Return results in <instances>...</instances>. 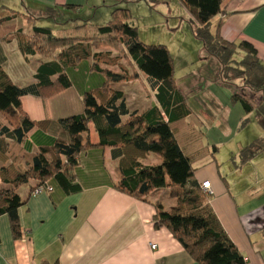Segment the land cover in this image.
<instances>
[{"label": "trees", "instance_id": "16d2710c", "mask_svg": "<svg viewBox=\"0 0 264 264\" xmlns=\"http://www.w3.org/2000/svg\"><path fill=\"white\" fill-rule=\"evenodd\" d=\"M180 2L195 19L193 31L206 53L220 63L222 81L235 83L234 79L241 78L244 86L263 92L264 64L254 44L248 40L225 39L221 22L216 31H212V19L222 12L224 0ZM64 7L76 10L80 5ZM55 8L59 7L48 9L46 15H56ZM128 13L127 9L117 7L106 23L94 24L90 19L77 16L67 26L56 28L38 24L36 18L31 17L28 27H13L12 32L0 33L2 40L19 37V50L27 60L32 56L42 57L35 60L34 80L24 84L15 82L0 61V160L3 162L0 165V217H9L13 236L20 238L19 209L27 202V198L17 192L21 185L34 180L30 194L40 187H44L45 192L52 191L51 182L66 194L81 191L76 168L81 153L95 145L89 134L93 126L98 135L97 144L111 147L118 160L119 179L115 187L153 203L156 227H167L200 264H248L215 213L212 194L205 191L196 178L195 163L206 157L197 146L202 137L197 125L186 122L185 130L180 132L174 126L187 120L192 112L175 82L170 50L164 44L143 42L138 27L128 20ZM12 18L0 17V26ZM121 57H128L134 65L133 74L125 68L115 71L101 66V63L109 66L117 63ZM88 58L93 60V70L104 72L106 79L100 86L83 91L82 112L58 119L66 134L51 135L48 129L52 120L33 119L23 108V98L33 95L46 100L71 88L75 81L70 70L75 73L78 62ZM140 73L145 75L147 89L156 99L146 109L130 108L124 92L112 86L113 82L140 77ZM231 98L240 102L247 114L255 111L264 126V102L255 106L237 92ZM248 120V116L244 117L242 126L247 125ZM218 148L214 145L212 153H208L213 157ZM263 149L264 138H257L239 154L246 162ZM151 153L159 155L161 162L145 164L141 161ZM162 190L176 200L174 205L167 207L161 197L155 199Z\"/></svg>", "mask_w": 264, "mask_h": 264}, {"label": "crops", "instance_id": "0c3cea01", "mask_svg": "<svg viewBox=\"0 0 264 264\" xmlns=\"http://www.w3.org/2000/svg\"><path fill=\"white\" fill-rule=\"evenodd\" d=\"M14 1L0 0V17L13 16L12 19L3 21L0 33L12 32L13 27L26 28L30 23L29 18H36L37 22L38 17L47 16L46 11L57 6L59 8H55V14L60 13L61 19L71 21L73 17L78 16V19H81L80 15H83V19L91 20L97 15L100 2ZM67 4L80 7L76 10L67 9L64 7ZM23 8L26 11H23ZM106 14L108 16V13ZM220 22L221 34L225 39L252 42L257 49L259 60L264 64V0H224L222 12L212 19L213 32ZM19 39H0V61L3 62L4 68L12 60L9 55L10 47L18 50L19 57H16L15 64L21 65L20 62H24L29 65L28 61L38 60L36 56L27 60L22 55L18 46ZM200 57L209 62L203 69L204 74H207L208 66L211 65L212 68L215 67V75H218V61H214V57L209 56L205 49L201 51ZM92 65L93 60L90 58L83 59L76 65L74 71L83 68L84 72L79 86L75 84L46 100L28 95L23 98V108L33 119H51L49 134L64 136L66 133L59 125L58 119L82 112L83 91L98 87V81L104 80L99 74L94 77L97 81L94 82ZM36 68L37 64L32 75ZM15 82L19 83L17 80ZM199 82L202 86L207 85L203 78H200ZM210 82L213 86L212 78ZM218 83L225 84L221 80H218ZM194 84L193 82L192 86ZM228 86V93L232 95L233 92L240 91L235 90L236 86L244 85L235 81ZM247 94L248 91L243 92V95ZM69 98L72 99V104L74 101L76 104L80 103L79 106L71 107ZM248 100L255 106L260 105V101L264 102V91L258 102L249 98ZM232 111L233 107L228 103L223 108L219 103L217 105V115L222 112L229 119ZM242 112L239 120L233 118V126H227V129L223 130L226 134L219 135L217 142L219 147L227 145L225 152H230L231 156L260 137L253 131L246 132L242 129L246 127L242 126V119L247 115L244 107ZM200 117L205 119L206 116L201 114ZM256 118L260 121L259 117ZM89 134L91 142L95 145L81 153L80 164L76 168L81 191L66 194L54 182H51L52 191L37 194H30L28 191L25 197L22 196L27 198V202L19 209L22 228L20 238L13 236L9 217H0V264H200L167 227L155 226L156 208L153 203L131 196L115 187L119 177L118 160L113 156V149L97 144L98 135L93 126ZM141 161L145 163V160ZM234 161L237 163V158H234ZM216 166L217 164L211 167L213 170L197 169L196 178L200 184L205 180L211 181V189L207 191L212 194L211 205L248 264H264V149L243 162L240 168L236 164L232 165V173L236 174V177L233 181L228 180L227 184L222 178L221 170ZM158 195L160 194L157 193V197ZM153 244L157 246L153 248Z\"/></svg>", "mask_w": 264, "mask_h": 264}, {"label": "rangeland", "instance_id": "374dc122", "mask_svg": "<svg viewBox=\"0 0 264 264\" xmlns=\"http://www.w3.org/2000/svg\"><path fill=\"white\" fill-rule=\"evenodd\" d=\"M14 2H17V0ZM98 5V13L97 15H94L95 18H91L90 22L94 24L106 23L110 20L114 8H125L129 12L128 20L138 27L139 38L143 42L148 44L160 43L168 47L173 58L174 78L176 79L175 82L185 95L186 102L188 103L192 112L187 120L178 122L174 126L178 132H180L185 130L184 126L186 122L197 125V128L202 135V137L198 139L197 146H200L201 148L200 153L206 156H203L204 158L199 159L195 163V166L198 169L197 171H202V169L213 170L211 167L217 164L218 167H216L217 169H220L224 175H222V178L225 180L226 184L228 183V180L233 181L236 177V174L232 173V165L236 164L239 168L241 165H243V161L239 156L240 152L233 155L236 156L234 158H237V163H235L231 153L225 152L227 145L225 147H219L217 142L220 138L219 135L226 134L223 130L227 129V126L229 125L233 126V118H238L237 120H239L243 113V106L240 102H234L231 98V93H228L230 89L228 88L229 83L222 81L221 65L219 62L220 70L218 75H215V70H213L215 67L212 68L211 65L208 66L209 68L207 67L209 69L207 74H204L203 69H205L204 67H206L209 62H205V60H202L200 57L204 46L202 41L199 40L194 34L193 29L194 26H196V21L192 14L185 8L180 0H158V2H120L119 0H100ZM19 7H21V4ZM23 11H26L25 8H23ZM106 13H108V16ZM80 16L83 18V15ZM61 18L62 16L60 13L49 17L44 16L41 18L40 16L38 17L37 23L56 28L57 26H67L71 22L70 20L68 21V19ZM99 47L102 49V44ZM117 53L118 50H115V54ZM9 55L12 60L8 65H6L5 69L11 78L15 81L17 80L20 84L32 82L34 80L32 72L35 64H37V61L30 60L28 61L29 65L24 64V62H20L21 65L15 64V59L16 57H19V54L18 50L13 47H10ZM128 59V57H121V60L117 63H114L110 66L106 65L105 63H101V66L111 68L115 71H121V68H125L128 72L133 74L134 65ZM213 59H215L214 61H217L216 58ZM201 61L204 62L202 63ZM17 69L19 71H17ZM70 73L74 77L75 84L79 86L80 81L84 77L83 68H80L75 73L70 70ZM93 73L94 74H92V77L94 82H97L94 77L99 76V74L102 75L104 79H106L104 72L93 70ZM200 78L204 79L205 83L207 84L206 86H202L200 84ZM211 78L212 82L214 83L213 86L210 82ZM218 80H221L222 83L225 84H219ZM103 81L104 80L100 82L98 81V84L101 85ZM234 81L243 84L241 78L234 79ZM193 82L195 83L194 86H192ZM95 84L96 83H94V86H96ZM112 86L124 92L125 98L130 108L146 109L149 106H152L156 100L155 97H153V94L147 89L148 85L146 84L145 75L142 73H140V77L131 78L130 80L125 81L113 82ZM236 89L240 90L237 93L242 95L243 92L248 91V94L243 96H248L246 97L247 99L249 98L255 102H258V100H261L262 98V92L254 91L247 86H236L235 90ZM223 101L233 107V111L229 119L222 112H220L218 115L216 113L218 103L221 105V108L225 106L226 103L224 104ZM68 102L71 107H75V105L79 106L80 104H76L75 101L72 104L71 98H69ZM260 102L262 103V101ZM201 114L206 116L205 119L200 117ZM246 116H248L250 120H248L246 127L242 129H244L246 132L253 131L254 133L258 134V136H260L259 138H264V127L256 118L255 112H252V114L248 113ZM214 145L219 147L217 149V153H214L215 158L211 155ZM228 148H230V146ZM208 151H211V153H208ZM142 160H145L146 164H157L161 162V157L157 154L151 153L150 156ZM2 164L3 162L0 160V165ZM32 183H34V180H30L28 183L21 185L17 189V192L21 196L25 197L30 189V184ZM159 194L160 195L158 196L162 198L161 200L165 206L168 207L176 203V200L169 197L165 193V190L160 191ZM155 197H157V195H155Z\"/></svg>", "mask_w": 264, "mask_h": 264}, {"label": "built area", "instance_id": "2783aa9c", "mask_svg": "<svg viewBox=\"0 0 264 264\" xmlns=\"http://www.w3.org/2000/svg\"><path fill=\"white\" fill-rule=\"evenodd\" d=\"M202 185V188L205 190V191H208L211 189V181L210 180H205L201 183ZM48 190H51L52 188L51 187H48L47 188ZM46 189H44V187H40L38 188L37 190H35V194L37 193H41V192H44ZM157 245L156 244H153L152 247L155 248Z\"/></svg>", "mask_w": 264, "mask_h": 264}]
</instances>
